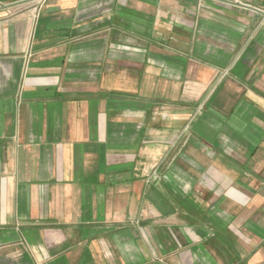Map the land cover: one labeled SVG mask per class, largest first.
<instances>
[{"label":"crops","instance_id":"crops-1","mask_svg":"<svg viewBox=\"0 0 264 264\" xmlns=\"http://www.w3.org/2000/svg\"><path fill=\"white\" fill-rule=\"evenodd\" d=\"M244 1L0 0V264H264Z\"/></svg>","mask_w":264,"mask_h":264},{"label":"built area","instance_id":"built-area-1","mask_svg":"<svg viewBox=\"0 0 264 264\" xmlns=\"http://www.w3.org/2000/svg\"><path fill=\"white\" fill-rule=\"evenodd\" d=\"M221 4H235L242 7H250L251 4L244 0H212ZM226 72V71H225Z\"/></svg>","mask_w":264,"mask_h":264}]
</instances>
